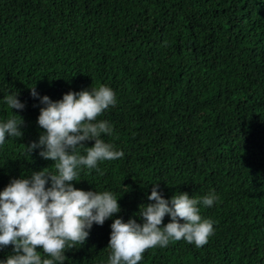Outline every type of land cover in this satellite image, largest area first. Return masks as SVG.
Instances as JSON below:
<instances>
[{"label":"trees","instance_id":"16d2710c","mask_svg":"<svg viewBox=\"0 0 264 264\" xmlns=\"http://www.w3.org/2000/svg\"><path fill=\"white\" fill-rule=\"evenodd\" d=\"M101 84L117 98L97 118L113 126L102 138L124 156L73 184L113 192L121 211L93 224L64 264H107L110 225L142 223L135 213L154 202V183L165 199L215 190L213 206H201L215 231L202 247L148 249L139 264H264V0H0V121L24 120L23 137L0 145V191L55 171L25 148L43 131L39 97ZM15 92L23 110L4 103ZM11 253L0 248V260Z\"/></svg>","mask_w":264,"mask_h":264},{"label":"clouds","instance_id":"9594fccd","mask_svg":"<svg viewBox=\"0 0 264 264\" xmlns=\"http://www.w3.org/2000/svg\"><path fill=\"white\" fill-rule=\"evenodd\" d=\"M37 98L35 87L30 88ZM18 92L3 97L9 109L23 110ZM37 123L43 131L38 141L25 145L30 155L51 160L55 171L45 167L30 177L12 179L0 191V248L12 246V253L0 264H64L65 252L86 242L93 224L104 222L121 211L119 198L108 190L85 191L74 186L82 169L99 171L98 164L120 159L124 152L105 142L113 126L99 116L117 104L116 93L101 84L81 91H69L58 101L47 95L39 97ZM14 113V112H13ZM19 117V118H17ZM23 118L14 113L0 121V145L7 138H22ZM86 141H94L86 147ZM83 149L84 154H81ZM149 204H140L135 213L142 219L113 220L107 248V264H139L148 249L166 248L183 239L196 247L206 245L214 234V221L201 215L218 200L215 190L204 196L177 192L165 199L153 184ZM170 222L164 224L165 216ZM38 249H42L38 251Z\"/></svg>","mask_w":264,"mask_h":264}]
</instances>
